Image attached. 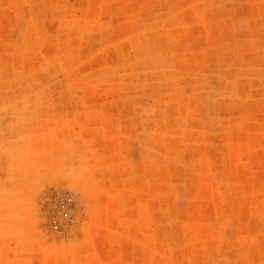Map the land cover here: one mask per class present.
I'll use <instances>...</instances> for the list:
<instances>
[{"label":"rangeland","instance_id":"obj_1","mask_svg":"<svg viewBox=\"0 0 264 264\" xmlns=\"http://www.w3.org/2000/svg\"><path fill=\"white\" fill-rule=\"evenodd\" d=\"M0 264H264V0H0Z\"/></svg>","mask_w":264,"mask_h":264}]
</instances>
